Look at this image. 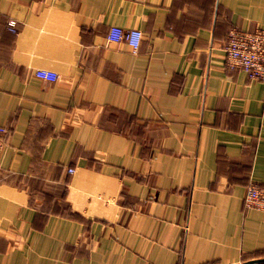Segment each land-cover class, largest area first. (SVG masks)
I'll return each mask as SVG.
<instances>
[{"label":"crops","instance_id":"1","mask_svg":"<svg viewBox=\"0 0 264 264\" xmlns=\"http://www.w3.org/2000/svg\"><path fill=\"white\" fill-rule=\"evenodd\" d=\"M259 26L264 0H0V264H264V81L223 49Z\"/></svg>","mask_w":264,"mask_h":264},{"label":"built area","instance_id":"2","mask_svg":"<svg viewBox=\"0 0 264 264\" xmlns=\"http://www.w3.org/2000/svg\"><path fill=\"white\" fill-rule=\"evenodd\" d=\"M7 26L13 30L15 20H8ZM141 35L139 29L112 25L107 31L106 40L124 41L135 51L139 46ZM223 49L225 67L240 68L249 79L264 81V26L253 29L231 27L226 33ZM34 74L50 81L56 80L58 77L56 72L46 68H36ZM5 133L6 128L0 126V151ZM67 170L72 172L73 168ZM243 204L246 208L264 211V187L250 183L245 189Z\"/></svg>","mask_w":264,"mask_h":264},{"label":"water","instance_id":"3","mask_svg":"<svg viewBox=\"0 0 264 264\" xmlns=\"http://www.w3.org/2000/svg\"><path fill=\"white\" fill-rule=\"evenodd\" d=\"M264 258H259V259H256V260H252V261H258V260H263Z\"/></svg>","mask_w":264,"mask_h":264}]
</instances>
